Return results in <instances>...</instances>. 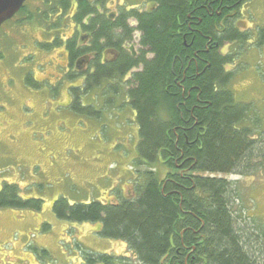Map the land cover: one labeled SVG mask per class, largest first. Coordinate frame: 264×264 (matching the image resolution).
Instances as JSON below:
<instances>
[{
	"label": "trees",
	"instance_id": "16d2710c",
	"mask_svg": "<svg viewBox=\"0 0 264 264\" xmlns=\"http://www.w3.org/2000/svg\"><path fill=\"white\" fill-rule=\"evenodd\" d=\"M106 1L44 0L41 15L24 5L15 22L54 32V42L41 45L45 50L63 46L62 27L79 29L80 36L76 30L64 43V79L72 83L64 105L99 121L103 107L121 102L118 108L134 115L132 164L148 167L138 173L132 198L53 201L57 219L98 223L99 236L124 242L132 256L92 253L77 245L80 264H264V226L240 214L238 220L248 226L236 225L235 183L220 177L264 172L262 120L252 104L236 101L230 88L234 71L225 69L233 55L221 53L226 44L239 50L249 44L250 32L237 25L249 0H153L152 7L128 8L110 19L96 11ZM74 6L70 24L63 26ZM58 8L61 18L55 17ZM259 31L257 47L264 41V29ZM46 89L56 95V86ZM159 158L167 170L163 177L151 169ZM42 205L40 198H22L14 184L0 187V209L39 212Z\"/></svg>",
	"mask_w": 264,
	"mask_h": 264
},
{
	"label": "rangeland",
	"instance_id": "374dc122",
	"mask_svg": "<svg viewBox=\"0 0 264 264\" xmlns=\"http://www.w3.org/2000/svg\"><path fill=\"white\" fill-rule=\"evenodd\" d=\"M27 1L29 10L43 13V0ZM150 1L112 0L106 8L115 12L125 5L144 10ZM18 20L0 27V187L3 182L14 184L22 198H40L43 205L39 212L0 209V264H80L77 245L88 252L124 255L132 260L124 242L97 234L98 223L59 220L51 205L61 196L70 203L115 202L134 196L138 173L148 169L132 164L135 134L137 137L134 115L127 107L118 108L121 102L114 108L116 102L103 107L99 121L72 113L64 105L65 92L72 83L59 74L58 64H63L60 50L34 51L37 43L51 40L55 33L35 31L36 25L31 23L14 24ZM68 24L66 16L63 26ZM237 25L251 37L241 50L235 44L224 46L222 55H233L234 60L225 69L234 71L230 88L236 101L252 104L264 128V41L256 46L263 37L259 30L264 29V0L243 3ZM71 29H60L61 42ZM133 43H137V34ZM29 74L31 83L27 85ZM36 79L43 82L42 87H33ZM55 86L57 92L52 96L46 88L51 91ZM151 169L162 177L167 171L160 158ZM220 177L235 183L232 212L236 225L245 227V219L264 226V172ZM239 214L242 220H238ZM43 224L47 225L45 230ZM42 250L46 254L40 256Z\"/></svg>",
	"mask_w": 264,
	"mask_h": 264
},
{
	"label": "flooded vegetation",
	"instance_id": "af4514ba",
	"mask_svg": "<svg viewBox=\"0 0 264 264\" xmlns=\"http://www.w3.org/2000/svg\"><path fill=\"white\" fill-rule=\"evenodd\" d=\"M44 1V0H43ZM92 1H97V0H92ZM112 0H107L106 2H105V4H104V6H96V11L99 13V14H104V16L106 17V18H108V19H110V18H116L117 16H118V14L121 12V11H125L126 9L127 10H129V9H135V7H125V5H123V6H119L118 8V10H116L115 12H109V11H107L108 9L106 8V4L107 3H109V2H111ZM120 2H122V0H119ZM72 2L75 4V2H76V0H72ZM150 3H151V5L149 6V7H152L153 6V0H151L150 1ZM148 7V8H149ZM129 8V9H128ZM147 9V8H146ZM126 10V11H127ZM31 11V10H30ZM74 11H75V6L74 7H72V8H70L68 11H67V15L68 14H70V15H72L73 13H74ZM32 12V11H31ZM70 15H68V16H70ZM55 17H57V18H61V17H63V10L61 9V8H58V11H57V13H56V15H55ZM129 22H131L132 24L134 23V20L133 19H131V20H129ZM69 27H71L72 29H71V34H70V37L75 33V31L76 30H78V33H79V29H75V26H74V24H72V26H69ZM78 28H79V26H77ZM33 30H35V31H41V30H39V29H37V28H34ZM79 36H80V33H79ZM55 37V36H54ZM53 37V38H54ZM53 38H51V40L49 41V42H45V43H50L51 44V42H52V40H53ZM62 39V38H61ZM54 41V40H53ZM65 41L66 40H62V42H61V45H63V46H61V47H55L54 49H59V48H61V51H60V55H61V57H62V59H63V64L62 65H60V64H58V67H60L62 70L64 69V68H66V65H67V63H66V59H65V57H63V54H64V43H65ZM78 43H79V40H76ZM42 49V51H45L43 48H41ZM58 54V55H59ZM30 57H31V54H29L28 55V57H26L27 59H30ZM90 57L89 56H84V63H89V61H90ZM233 65V64H232ZM231 66V65H230ZM228 67V66H227ZM82 70H79V72H81ZM133 71H137V69H134ZM66 73V71L65 72H63V75ZM66 74H68V73H66Z\"/></svg>",
	"mask_w": 264,
	"mask_h": 264
},
{
	"label": "water",
	"instance_id": "95a60500",
	"mask_svg": "<svg viewBox=\"0 0 264 264\" xmlns=\"http://www.w3.org/2000/svg\"><path fill=\"white\" fill-rule=\"evenodd\" d=\"M26 0H0V26L10 20Z\"/></svg>",
	"mask_w": 264,
	"mask_h": 264
},
{
	"label": "bare ground",
	"instance_id": "6f19581e",
	"mask_svg": "<svg viewBox=\"0 0 264 264\" xmlns=\"http://www.w3.org/2000/svg\"><path fill=\"white\" fill-rule=\"evenodd\" d=\"M60 39H61V38H60ZM67 72H68V71H67ZM73 73H74V72H73ZM73 73H72V74H73ZM65 75H66V74H65ZM74 81H75V80H74ZM70 82H71V81H70ZM71 89H72V88H71ZM68 90H69V89H68ZM244 105H245V104H244ZM131 184H132V183H131Z\"/></svg>",
	"mask_w": 264,
	"mask_h": 264
}]
</instances>
